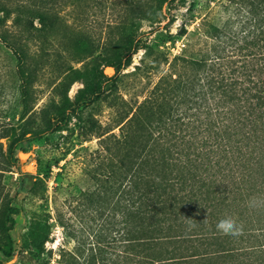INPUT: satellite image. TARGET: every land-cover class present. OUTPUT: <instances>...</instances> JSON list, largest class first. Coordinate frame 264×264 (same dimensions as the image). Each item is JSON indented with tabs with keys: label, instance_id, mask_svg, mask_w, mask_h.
I'll use <instances>...</instances> for the list:
<instances>
[{
	"label": "rangeland",
	"instance_id": "obj_1",
	"mask_svg": "<svg viewBox=\"0 0 264 264\" xmlns=\"http://www.w3.org/2000/svg\"><path fill=\"white\" fill-rule=\"evenodd\" d=\"M226 1L0 0V143L6 150L11 123L28 148H17L19 166H0L22 245L0 264H99L123 248L114 243L119 184L111 177L108 192L104 179L131 165L160 119L153 90L183 70L172 62L190 54L202 23L223 24ZM94 90L98 99L75 106Z\"/></svg>",
	"mask_w": 264,
	"mask_h": 264
},
{
	"label": "trees",
	"instance_id": "obj_2",
	"mask_svg": "<svg viewBox=\"0 0 264 264\" xmlns=\"http://www.w3.org/2000/svg\"><path fill=\"white\" fill-rule=\"evenodd\" d=\"M222 6L223 24L202 23L190 54L172 62L180 60L183 70L153 90L160 119L141 136L131 165L104 179L108 192L111 177L119 184L114 243L123 248L99 264H264V0ZM22 95L24 117L26 87ZM100 95L94 90L75 106ZM4 130L0 166H19L16 150L28 148L18 146L17 126ZM128 134L123 128V143ZM0 199V259H8L22 245L1 179Z\"/></svg>",
	"mask_w": 264,
	"mask_h": 264
},
{
	"label": "clouds",
	"instance_id": "obj_3",
	"mask_svg": "<svg viewBox=\"0 0 264 264\" xmlns=\"http://www.w3.org/2000/svg\"><path fill=\"white\" fill-rule=\"evenodd\" d=\"M222 223H223V221H222Z\"/></svg>",
	"mask_w": 264,
	"mask_h": 264
}]
</instances>
